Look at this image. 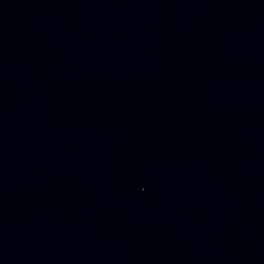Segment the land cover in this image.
Masks as SVG:
<instances>
[{
    "label": "water",
    "instance_id": "obj_1",
    "mask_svg": "<svg viewBox=\"0 0 264 264\" xmlns=\"http://www.w3.org/2000/svg\"><path fill=\"white\" fill-rule=\"evenodd\" d=\"M0 264H264V0H19Z\"/></svg>",
    "mask_w": 264,
    "mask_h": 264
}]
</instances>
